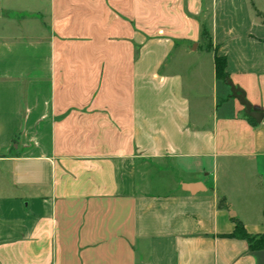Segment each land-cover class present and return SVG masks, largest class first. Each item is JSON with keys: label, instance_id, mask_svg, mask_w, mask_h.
<instances>
[{"label": "crops", "instance_id": "obj_1", "mask_svg": "<svg viewBox=\"0 0 264 264\" xmlns=\"http://www.w3.org/2000/svg\"><path fill=\"white\" fill-rule=\"evenodd\" d=\"M228 81L264 112V0H0V264H264L231 236L264 233V118Z\"/></svg>", "mask_w": 264, "mask_h": 264}, {"label": "rangeland", "instance_id": "obj_2", "mask_svg": "<svg viewBox=\"0 0 264 264\" xmlns=\"http://www.w3.org/2000/svg\"><path fill=\"white\" fill-rule=\"evenodd\" d=\"M108 45L105 44L104 41L101 39V52L107 47ZM110 48L108 50H112L113 47L109 45ZM204 50L206 52H213V47L210 42V39L207 36L201 38L200 43L198 46L195 47L194 51L196 50ZM122 51L124 53L125 48L122 47ZM106 53H101V55ZM114 56L113 53H109ZM123 55V54H122ZM118 56L117 58H121L119 62L123 64L129 61L127 56ZM112 56L107 57L104 56L107 60L112 58ZM132 59L136 57V51L133 52L131 55ZM103 57V56H101ZM102 59V58H101ZM187 61H184L183 64H187ZM118 71H110V70H103L101 69V112H103L106 117L103 119L101 118V128H104L106 135L109 137L112 136V132L109 127V123L111 121V115L115 114L118 119L122 122L120 125V131L122 132L121 137L122 141L125 140L126 133H128L129 129V116H130V97H131V84L129 79L130 72L128 70L121 71L120 75L118 76ZM106 76L103 79V76Z\"/></svg>", "mask_w": 264, "mask_h": 264}, {"label": "trees", "instance_id": "obj_3", "mask_svg": "<svg viewBox=\"0 0 264 264\" xmlns=\"http://www.w3.org/2000/svg\"><path fill=\"white\" fill-rule=\"evenodd\" d=\"M205 36H207V33L203 32L201 34V38ZM225 66H226L225 56L215 55L214 56L215 73H216L217 78L220 81H225L228 78V75L225 71ZM217 206L218 208H221V209L229 208L227 200L223 196L219 198ZM233 222L235 224V228H234L233 233L231 234L232 237L245 240L249 246V249L252 251L264 249V233L252 235L247 232L244 224L240 220L233 218Z\"/></svg>", "mask_w": 264, "mask_h": 264}, {"label": "water", "instance_id": "obj_4", "mask_svg": "<svg viewBox=\"0 0 264 264\" xmlns=\"http://www.w3.org/2000/svg\"><path fill=\"white\" fill-rule=\"evenodd\" d=\"M228 85L230 86V91L232 95L237 98L241 105L245 108V113L253 118L255 121L259 122L262 118H264V112L255 111L252 109L251 104L245 98V93L238 87H235L231 82L228 81ZM197 187V185H192L187 187V190L193 192V190Z\"/></svg>", "mask_w": 264, "mask_h": 264}]
</instances>
